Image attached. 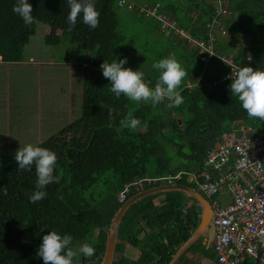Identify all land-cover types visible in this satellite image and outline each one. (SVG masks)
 Wrapping results in <instances>:
<instances>
[{
  "label": "trees",
  "instance_id": "obj_1",
  "mask_svg": "<svg viewBox=\"0 0 264 264\" xmlns=\"http://www.w3.org/2000/svg\"><path fill=\"white\" fill-rule=\"evenodd\" d=\"M118 1L97 0L100 15L95 30H89L78 17L75 28L68 32L69 9L63 0H29L37 20L31 26L13 13L15 0H0V58L4 63L25 61L26 48L42 24L49 30L45 45L58 46L62 41L76 45L86 55L76 62L87 65L81 64L85 76L78 87L81 98L76 96L81 102L79 117L37 144L57 156L54 174L60 180L46 187L47 196L30 203L34 166L31 171H18L13 155L0 157V187L7 192L0 194V264H43L36 250L41 236L53 229L70 234L74 249L84 243L94 248L91 257L76 254L73 264H102L109 227L126 201L161 186V179L168 176L179 177L174 184L199 191L188 182L189 175L203 181L208 154L234 133V123L264 133V121L249 118L240 102L231 97V81L212 86L228 71L221 56L233 57L241 68H264V0H227L229 15L219 20L228 38L215 42L219 56H212L207 64L186 41L162 32L157 18L136 9L159 4V14L171 16L179 28L201 39L211 31L208 25L216 0H129L133 10H121ZM169 55L186 71L179 86L184 102L174 108L167 107V100L152 105L131 101L123 94L117 98L101 74L104 60L126 57L124 67L141 68L148 86L154 87L159 73L152 64ZM129 112L141 120L135 131L120 124ZM149 179L158 182L150 184ZM127 186L126 200L121 203L118 197ZM160 195L166 198L157 207L154 201ZM189 200L194 204L189 206ZM200 216L197 202L181 192L160 193L134 203L121 219L113 264H170L197 229ZM127 248L136 251V256ZM244 263L251 264L247 259Z\"/></svg>",
  "mask_w": 264,
  "mask_h": 264
},
{
  "label": "built area",
  "instance_id": "obj_2",
  "mask_svg": "<svg viewBox=\"0 0 264 264\" xmlns=\"http://www.w3.org/2000/svg\"><path fill=\"white\" fill-rule=\"evenodd\" d=\"M227 0H216L215 12L208 28L212 31L207 37L197 39L192 34L179 28L171 17L159 14V4L149 8H137L136 12L146 13L162 23V32L174 34L179 40L198 51L199 60L207 64L215 52V42L227 36V29L219 18H226ZM120 9L133 10L129 0H119ZM218 31V32H217ZM215 32V33H214ZM219 33V34H217ZM228 65V71L213 82L212 86H221L229 81L239 67L233 57H220ZM192 89V86L188 84ZM234 133L225 136L212 150L205 161V170L196 185L199 191L210 200L213 212L214 238L212 251L216 256V264H264V133H256L251 127L234 123ZM180 176V175H179ZM179 177L162 178L163 185L173 184ZM148 182L157 184L158 179ZM126 192H122L118 200H126ZM228 198L226 204L220 199Z\"/></svg>",
  "mask_w": 264,
  "mask_h": 264
},
{
  "label": "clouds",
  "instance_id": "obj_3",
  "mask_svg": "<svg viewBox=\"0 0 264 264\" xmlns=\"http://www.w3.org/2000/svg\"><path fill=\"white\" fill-rule=\"evenodd\" d=\"M63 2L69 9L66 17L68 32L73 31L78 17L89 30H95L98 27L100 13L96 7L97 0H63ZM12 11L25 26L37 23L29 0H15ZM126 63L127 58L125 57L118 58V60L113 59L111 62L104 60L100 64L101 74L109 81V91L115 97L119 98L123 94L131 101L146 102L152 105L167 100L169 108L180 106L184 102L179 86L186 71L175 56L169 55L152 64V68L159 73L154 87L148 86L141 68L134 70L131 67H124ZM229 79L231 80L228 86L231 97H235L240 102L249 118H258L264 121V68L254 69L244 66L235 74L232 70ZM100 105L102 108L104 107L103 104ZM108 115L111 118L112 109L110 107ZM120 124L130 131H135L141 124V120L129 112L121 119ZM14 160L17 163L18 171H31L34 166L36 180L35 188L28 196L30 203L45 198L47 196L45 189L49 184L59 183L60 177L54 174L57 161L54 151L28 143L20 145L15 151ZM0 194L7 195L3 187H0ZM228 198L224 196L222 199L228 200ZM208 201L210 203V200ZM72 244L73 237L70 234H60L53 229L41 236L36 256L42 259L43 264H73L77 252L85 258L93 256L95 250L90 244L84 243L78 249H74ZM260 244L264 247V241H261Z\"/></svg>",
  "mask_w": 264,
  "mask_h": 264
},
{
  "label": "crops",
  "instance_id": "obj_4",
  "mask_svg": "<svg viewBox=\"0 0 264 264\" xmlns=\"http://www.w3.org/2000/svg\"><path fill=\"white\" fill-rule=\"evenodd\" d=\"M48 33L49 30L47 28H44L43 30L44 38L45 36L48 35ZM36 36L37 34L35 35V37ZM57 61H58L57 57L54 54L48 57L27 55L25 61L22 63H4L0 58V157L7 156L11 153H15V151L20 147L19 144H22V142H20V139L31 137L33 138L32 141L34 143L32 141H28L25 143H33L37 145L42 141L48 139L49 137L55 135L60 129L64 128L66 125L70 124L77 118L76 116H78V112H75V114L71 112L72 101H73L72 92L69 93L71 97H69L68 94L64 95V98L69 99V102L67 104V107L70 108L69 114H68V110L66 109L63 112L62 105L59 101L62 97H61V87H59L60 84H59L58 76L60 75L64 76V78L66 79L67 77L66 75H68V70L70 69L68 67H72V66L67 62L66 65L68 67L65 66L66 69L62 68L60 62L57 63ZM83 63L84 62L80 63V66ZM51 66H55L57 68L51 69ZM81 68L83 67L81 66ZM30 69L34 71L35 74L34 78H39L41 77V75L43 76L44 71H48V73L51 75L52 78H57L56 82L58 83V88L56 89L55 93L49 92L45 88L48 102L51 99H56L57 102H55L51 108H47L46 105L48 103L47 104L43 103L42 112H41V104H39L38 107L36 106L37 105L35 103L36 99H34L33 102L29 101L28 98H29L30 90L26 88L23 89L22 96L24 97L18 98L15 89L16 86L15 80L16 79L18 80L22 73H29ZM81 73L83 74L81 75V78L84 79L85 72L81 71ZM43 87L41 89L40 101L44 97L42 95ZM35 92L37 94L38 90H35ZM77 92L78 94H80L82 90L79 88ZM21 112L26 113L29 116H27L26 119L23 120L20 115ZM45 113H47L48 116ZM45 121L46 122L50 121V123L47 124L45 123ZM62 123H67V124L58 130L59 128L58 126H60V124ZM205 232L206 230L203 232L201 236L195 238L194 242L190 246L184 248L182 246L180 249H178V251L175 254V256L178 257L177 259L175 256L173 257L174 260L172 264H216V258L212 254L213 252L211 253L212 242L209 243L208 241L209 236L207 232H206L207 238L204 237V235L206 234ZM193 234L191 236H193ZM201 237H203L201 240V244H198ZM129 251H131L132 257L136 256L137 254L136 251H132L129 248H127V252ZM205 251H207V256L205 255Z\"/></svg>",
  "mask_w": 264,
  "mask_h": 264
},
{
  "label": "rangeland",
  "instance_id": "obj_5",
  "mask_svg": "<svg viewBox=\"0 0 264 264\" xmlns=\"http://www.w3.org/2000/svg\"><path fill=\"white\" fill-rule=\"evenodd\" d=\"M121 10H123V9H121ZM120 14H121V16H124L123 11H120ZM130 26H131V23H129V27ZM44 28H46L44 25H42V24L38 25L37 36L32 38L30 45L26 48V51H25L26 55H37V56H47L48 57V56L54 54L57 57V60H58L57 63L60 62V65H62V68H65V69H66L65 66H67L66 62H69V61L76 62V60L79 61V60L86 59L85 58L86 55L82 52V50L78 46L72 45L68 42L62 41L58 46H47V45H45L44 40H43ZM138 31L139 32L141 31V27H138ZM226 38H228V35L226 36ZM142 43L144 45L143 40H141V44ZM143 45H142V47H139V48L142 49ZM148 55H150V54H148ZM148 63H149V61L146 62V64H148ZM83 65H86V64H82V66ZM52 68H57V67L51 66V69ZM68 68H70V69L68 70V75H66L67 76L66 79L64 78V76H61V75L58 76L59 84H60L59 87H61V97H62L59 101L62 105L63 112L66 109V110H68V114H69L70 108L67 107L69 99L64 98V95L68 94V96L71 97V95L69 93H71L73 90V92H72L73 101H72L71 112L73 114H75V112H78L79 114L76 117H79V115L81 113V102H79V99H77L76 96H78V94H77L78 90L77 89L81 85V83L83 82V80H82L83 78H81V75H83L81 73V71H83V70L81 69V66L78 62L73 64L72 67H68ZM16 76H18V75H16ZM34 77H35V74H34V71L32 69L29 70V73H22L20 75V78L18 80L17 79L15 80V84H16L15 89H16L18 98L24 97V96H22V93H23L22 90L23 89L26 88V89L30 90L29 98H28L29 101L33 102L34 99H36V102H35L37 104L36 106L38 107V105L41 104V112H42L43 111V106H42L43 103L44 104L48 103L46 105L47 108H51L53 106V104L55 102H57L56 99H51L48 102L47 97H46L47 93L45 91V88H46L47 91H49V92H52V93L56 92V89L58 88V83L56 82L57 78H52L51 75L48 73V71H44L43 76L41 75V77H39V78H34ZM43 85H44V87H43ZM42 87H43L42 95L44 97L40 101ZM35 90H38V93H37L38 95L36 94L37 91L35 92ZM79 98H81V95ZM77 109H78V111H77ZM45 114L48 116L47 113H45ZM45 114H44V117H45ZM20 115H21L23 120L26 119L27 116H29L26 113H22V112L20 113ZM46 121H45V123H47V124L50 123V121H48V122H46ZM66 124L67 123L60 124V126H58L59 127L58 130L60 128H62L63 126H65ZM32 139L33 138H31V137L20 139V142H22V144H19V145L23 146L24 144H28L25 142L32 141ZM33 143H31V144H33ZM34 145H36V144H34ZM169 153L171 154L170 158H172V156H173L172 151H169ZM11 155L14 156V153H11ZM163 184H166V183H163ZM163 184H161V186H163ZM159 198L164 200L166 198V196L160 195L154 201V203L157 207H161V205L163 204L162 203L163 200H159ZM227 201H225V200L222 201V199H220V202L222 204H226ZM192 204H194V202L192 200H189L188 205L190 206ZM210 232L211 231L209 229L208 233H210ZM204 237L207 238V233L204 235ZM202 238L203 237H201L198 244H201ZM202 248H205V247H202ZM77 254H78V252H77Z\"/></svg>",
  "mask_w": 264,
  "mask_h": 264
},
{
  "label": "water",
  "instance_id": "obj_6",
  "mask_svg": "<svg viewBox=\"0 0 264 264\" xmlns=\"http://www.w3.org/2000/svg\"><path fill=\"white\" fill-rule=\"evenodd\" d=\"M167 192H181L185 194L187 197L196 201L201 209L199 225L197 229L195 230L193 236H191V238L183 245V248L190 246L194 242L195 238L203 234L204 230H206V232L208 233V230L210 229L211 232L208 233V236H209L208 241L209 243L213 241V238H214L213 212H212L211 204L203 196V194L185 185H180V184L163 185V186L152 188L150 190L140 192L134 195L128 201H126L125 204L121 207V209L117 212V214L113 218L111 225L109 227L106 250H105L104 258L102 260V264H113L114 257H115L116 244L118 241V228H119L121 219L124 216L125 212L128 210V208L134 203L146 197L153 196V195L160 194V193H167ZM175 257L177 259L178 256H175ZM173 260L171 264L173 263Z\"/></svg>",
  "mask_w": 264,
  "mask_h": 264
},
{
  "label": "flooded vegetation",
  "instance_id": "obj_7",
  "mask_svg": "<svg viewBox=\"0 0 264 264\" xmlns=\"http://www.w3.org/2000/svg\"><path fill=\"white\" fill-rule=\"evenodd\" d=\"M196 181H197V177L196 176H194V175H189V178H188V182L189 183H196ZM174 184V183H173ZM155 185V184H154ZM196 185V184H195ZM153 188H156V187H154L153 186ZM194 189V188H193ZM157 195V194H156ZM160 199V198H159Z\"/></svg>",
  "mask_w": 264,
  "mask_h": 264
}]
</instances>
